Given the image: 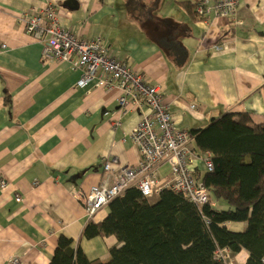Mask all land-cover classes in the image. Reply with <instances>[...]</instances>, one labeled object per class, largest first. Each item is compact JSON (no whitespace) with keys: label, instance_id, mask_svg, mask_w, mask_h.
I'll use <instances>...</instances> for the list:
<instances>
[{"label":"crops","instance_id":"crops-1","mask_svg":"<svg viewBox=\"0 0 264 264\" xmlns=\"http://www.w3.org/2000/svg\"><path fill=\"white\" fill-rule=\"evenodd\" d=\"M66 1L0 0V178L8 182L0 188V264H15V258L17 264H50L61 234L90 260L107 261L121 243L114 235L84 236L91 218L80 194L140 161L130 137L140 113L112 126L117 85L78 86L79 70L42 55L25 12L52 4L64 28L86 40L102 36L111 56L160 85L179 128L203 127L225 113H249L264 123V0H238L242 26L228 16L192 19L182 2L199 0H135L131 8L127 0H78V8ZM223 40L230 41L215 49ZM175 47L184 55H175ZM164 166L159 179L169 175ZM108 213L103 208L93 220ZM228 225L243 231L247 223ZM248 258L242 249L231 261L246 264Z\"/></svg>","mask_w":264,"mask_h":264},{"label":"trees","instance_id":"trees-1","mask_svg":"<svg viewBox=\"0 0 264 264\" xmlns=\"http://www.w3.org/2000/svg\"><path fill=\"white\" fill-rule=\"evenodd\" d=\"M134 3L127 0L130 8ZM196 5L198 1L182 3L192 19L210 21L213 16L200 15ZM174 54L181 57L183 48L175 47ZM189 132L197 155L211 153L214 162V170L198 173L210 196L202 209L170 188L152 200L131 186L110 202L102 221L90 220L84 228L88 239L114 235L121 243L111 248L107 261L90 260L61 234L50 264H227L216 257L225 248L231 256L247 249L246 264H264V123H255L249 113H225ZM230 222L247 225L232 231Z\"/></svg>","mask_w":264,"mask_h":264},{"label":"built area","instance_id":"built-area-1","mask_svg":"<svg viewBox=\"0 0 264 264\" xmlns=\"http://www.w3.org/2000/svg\"><path fill=\"white\" fill-rule=\"evenodd\" d=\"M213 1H198L196 10L204 16H230L235 26L244 24V20L238 17V0ZM23 18L27 31L40 42L45 58L67 61L82 73L78 86L97 84L113 88L117 85L121 91L118 97L120 108L115 111L112 126L119 127L124 116L134 109L146 108L131 133L141 153L140 163L116 173L110 186L96 185L88 193L80 194V201L90 218L113 199L122 196L132 183L149 198L154 195V187L158 184L162 188L181 192L199 208L210 201L209 192L198 182V173L202 166L214 170L212 155L208 153L200 158L191 146V135L186 131L175 130L171 122L172 114L158 85L146 82L142 75L110 56L101 37L86 40L64 28L57 6L48 4L46 7L34 8L25 12ZM228 41L219 42L215 49H224ZM165 163L170 167L168 178L159 179L160 167ZM109 165L106 164L105 169L110 170ZM0 188L2 191L8 188L4 178H0ZM16 199L23 200L19 194ZM228 251L227 248L219 249L216 257H224L227 264H232L231 252ZM12 262L17 264L18 259H12Z\"/></svg>","mask_w":264,"mask_h":264},{"label":"rangeland","instance_id":"rangeland-1","mask_svg":"<svg viewBox=\"0 0 264 264\" xmlns=\"http://www.w3.org/2000/svg\"><path fill=\"white\" fill-rule=\"evenodd\" d=\"M200 1V0H199ZM182 2V1H181ZM183 3V2H182ZM196 7H199V5H196ZM61 23V22H60ZM62 25V24H61ZM207 31V30H206ZM206 31H205V34H204V36L206 35ZM97 37H101L102 38V36H97ZM96 38V37H95ZM170 38L172 39V36H171V34H167V39L170 41ZM94 39V38H93ZM102 42H103V38H102ZM222 42V41H221ZM104 44V43H103ZM216 44H218V43H216ZM215 44V45H216ZM105 46V45H104ZM106 47V46H105ZM215 47V46H214ZM107 48V51H108V53H109V50H108V47H106ZM110 55V54H109ZM111 56V55H110ZM113 57V56H112ZM120 61V60H119ZM120 62H122V61H120ZM123 63V62H122ZM125 64V63H124ZM137 73V72H136ZM138 74H140V73H138ZM140 75H142L143 76V74H140ZM145 76H143V78H144ZM144 80H145V78H144ZM146 81V80H145ZM147 82V81H146ZM149 83V82H148ZM150 84H153V83H150ZM154 85H158L159 87H160V85L159 84H154ZM92 87H102L101 85H97V84H93V85H91ZM91 86H88V87H91ZM105 88V87H104ZM109 88H111V87H109ZM161 94V93H160ZM164 98V97H163ZM164 101H165V99H164ZM166 102V101H165ZM167 104V103H166ZM168 105V104H167ZM168 107H169V105H168ZM119 108H120V105H119ZM118 108V109H119ZM146 108H144V107H142V108H139V109H134L132 112H139L140 113V119H139V121L141 120V117H142V113H143V111L145 110ZM170 111V110H169ZM171 112V111H170ZM172 114V113H171ZM138 121V122H139ZM137 122V123H138ZM171 122H172V124H173V126H174V128H175V130L177 131V130H179V131H186V132H188L189 134H190V132H189V130L188 129H183V128H179L177 125H176V121L174 120V118H173V115H172V118H171ZM136 123V124H137ZM135 124V125H136ZM134 128V127H133ZM133 128L131 129V133H132V130H133ZM130 137L132 138V136L130 135ZM135 143V142H134ZM136 144V143H135ZM137 145V144H136ZM191 146H192V144H191ZM137 147H138V145H137ZM187 148L188 149H190L188 146H187ZM138 149H139V147H138ZM191 150V149H190ZM139 152H140V150H139ZM140 160H141V153H140ZM110 164L109 165V169H110V171H112L113 170V167H112V162H110V161H106L105 162V164H104V167H105V165L106 164ZM140 163V161L137 163V164H135V165H129V166H126V167H123V168H121L120 170H117L114 174H113V180H112V182L111 183H108L107 185H109L110 186V184H112L113 183V181H114V175L116 174V173H118L119 171H121L122 169H124V168H127V167H136L138 164ZM165 166H167L168 167V170L170 171V167H169V165L168 164H166ZM165 166H164V168H165ZM202 168L206 171V167L205 166H202ZM107 170V169H106ZM157 175V174H156ZM156 179V178H155ZM156 180H158V179H156ZM98 185H102V184H98ZM131 186H136L134 183H132L128 188H130ZM128 188H126V190L128 189ZM164 188H162V187H160L158 184H156L155 185V187H154V195H153V197H151V199L152 200H154L155 199V197H156V195L158 194V193H160L162 190H163ZM125 190V191H126ZM124 191V192H125ZM110 204V203H109ZM205 205V204H204ZM203 205V206H204ZM224 205V207H227V205L226 204H223ZM203 206H201V208L203 207ZM106 207H108L109 208V205L108 206H106ZM106 207H104V208H106ZM103 209V208H102ZM101 209V210H102ZM100 210V211H101ZM99 211V212H100ZM98 212V213H99ZM97 213V214H98ZM96 214V215H97ZM96 215L94 216V217H92L90 220H93V218H95L96 217ZM89 220V221H90ZM88 221V222H89ZM94 221V220H93Z\"/></svg>","mask_w":264,"mask_h":264},{"label":"water","instance_id":"water-1","mask_svg":"<svg viewBox=\"0 0 264 264\" xmlns=\"http://www.w3.org/2000/svg\"><path fill=\"white\" fill-rule=\"evenodd\" d=\"M66 4L68 6H70L71 8H78L79 7L78 0H67Z\"/></svg>","mask_w":264,"mask_h":264}]
</instances>
